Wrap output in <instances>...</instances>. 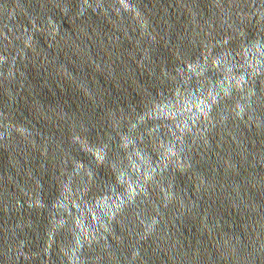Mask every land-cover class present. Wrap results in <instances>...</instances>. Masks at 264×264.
I'll list each match as a JSON object with an SVG mask.
<instances>
[{"label":"water","instance_id":"1","mask_svg":"<svg viewBox=\"0 0 264 264\" xmlns=\"http://www.w3.org/2000/svg\"><path fill=\"white\" fill-rule=\"evenodd\" d=\"M0 264H264V0H0Z\"/></svg>","mask_w":264,"mask_h":264}]
</instances>
